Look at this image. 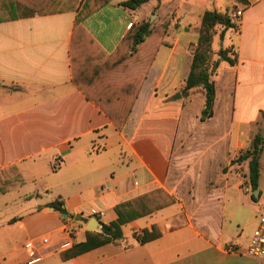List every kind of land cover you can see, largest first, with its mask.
Instances as JSON below:
<instances>
[{"label":"crops","instance_id":"crops-1","mask_svg":"<svg viewBox=\"0 0 264 264\" xmlns=\"http://www.w3.org/2000/svg\"><path fill=\"white\" fill-rule=\"evenodd\" d=\"M122 1L109 0L81 21L105 53L115 51L133 15L167 18L169 25L117 130L72 80L76 8L38 13L21 0H0V264H248L264 182L259 176L255 201L245 176L233 181L229 196V173L218 176L216 169L229 165L256 131L264 133V0H148L135 10ZM206 9H242L238 29L212 39L213 52L229 47L237 62L221 66L214 79L213 114L201 120L212 139L187 166L199 182L188 173L195 192L180 191L169 173L184 137L192 136L187 105L194 94L174 96L189 73ZM198 99L203 104L202 93ZM209 170L217 176L207 178ZM158 188L173 203L123 224L115 241L61 258L86 231H97L88 228L92 208L108 224L118 203ZM55 201L66 213L51 206ZM152 226L158 237L135 239ZM41 236L48 242L38 243L39 257L30 261L24 242Z\"/></svg>","mask_w":264,"mask_h":264},{"label":"trees","instance_id":"trees-1","mask_svg":"<svg viewBox=\"0 0 264 264\" xmlns=\"http://www.w3.org/2000/svg\"><path fill=\"white\" fill-rule=\"evenodd\" d=\"M109 0H83L76 8L77 14L73 23L69 46L72 80L110 119L117 130L121 129L131 111L142 82L150 67L158 46L169 25L167 18L159 22L140 19L132 22L129 30L123 35L115 51L105 53L97 42L83 27L82 19ZM148 0H124L121 5L137 9ZM55 0H21L20 4L31 6L38 13L57 12L51 6ZM228 29L236 31L238 23L231 20L229 11L206 9L201 14L196 43L192 48V59L189 73L180 86V94L186 97L196 90L203 94V106L200 120H206L213 114L215 98L214 79L223 65L233 66L237 62V54L229 47H219L216 57L212 58V39L218 34L222 39ZM133 65V68L131 66ZM137 65V66H136ZM130 66V67H128ZM137 67L136 69L134 67ZM140 66V68H139ZM264 146V135L256 131L248 145L242 148L231 163L246 164V182L252 191L257 190L259 183L260 157ZM252 199H256L251 194ZM173 198L162 188L127 199L118 203L114 209L117 217L108 224H102L100 231H86L82 241L61 253L62 259L73 257L79 253L115 241L122 236V225L147 215L153 211L173 203ZM51 206L61 212L59 202ZM160 235L155 226L149 231L144 229L142 235L134 234L137 241L144 243Z\"/></svg>","mask_w":264,"mask_h":264},{"label":"rangeland","instance_id":"rangeland-1","mask_svg":"<svg viewBox=\"0 0 264 264\" xmlns=\"http://www.w3.org/2000/svg\"><path fill=\"white\" fill-rule=\"evenodd\" d=\"M83 1V0H82ZM79 0H55V3L51 6L53 11L57 10H62L66 9L70 6H76ZM142 14V11H140ZM144 19H148L147 17ZM156 18L153 17L151 19L152 22H155ZM211 57L215 58L216 57V52L211 53ZM137 66V65H136ZM134 67L135 69L137 67ZM130 67V66H128ZM133 68V65L131 66ZM140 68V66H139ZM202 93L200 90H196L192 92L193 97L191 103H188L187 107L188 110L190 111L189 113V119H188V126H187V133H192V136H186L183 139V144L185 145V149H183L181 152V157L180 160H176L174 164L172 165L173 167L170 170L169 177L171 181L174 183V187L179 189L180 191H185V190H191L195 192V186L187 185L186 180L188 178V173H190V176L192 178H195L196 182L198 183V178L195 175L194 171H190L188 169V164L189 162L193 159V154L197 151H202L204 142L206 140H210L212 138L210 137H205L204 134L210 130V127L207 126L204 122H202L199 118L200 116V107L202 108L203 104L199 103V94ZM200 106V107H199ZM263 133V131H262ZM206 135V134H205ZM264 135V133H263ZM188 152V153H187ZM190 152V153H189ZM244 169H245V164L244 163H229L224 165H221V168L216 169V173L218 176L225 174L228 172V177H229V196L234 195V190H232V183L236 179L243 180V175H244ZM215 170H209V175L207 178L215 177L217 174L213 175ZM259 173H260V179L261 181L264 182V146H263V151L260 157V168H259ZM1 176H0V182H1ZM196 183V184H197ZM190 186L192 188H190ZM255 201V199H254Z\"/></svg>","mask_w":264,"mask_h":264},{"label":"built area","instance_id":"built-area-1","mask_svg":"<svg viewBox=\"0 0 264 264\" xmlns=\"http://www.w3.org/2000/svg\"><path fill=\"white\" fill-rule=\"evenodd\" d=\"M242 15V9H234L229 13L231 20L235 23H238L240 17ZM133 21L137 19L136 15H133ZM130 21L127 24V27L130 28L132 22ZM262 80L264 81V67L261 70ZM59 160H54L55 167L58 166ZM90 215L100 220V217L103 216V212L92 208L90 210ZM48 242L47 237L41 236L39 239H28L24 242V249L30 259V261L38 259L37 250L38 243L46 244ZM247 254L250 255L253 260L248 264H264V212L259 215L258 223L253 231L251 240L246 250Z\"/></svg>","mask_w":264,"mask_h":264},{"label":"water","instance_id":"water-1","mask_svg":"<svg viewBox=\"0 0 264 264\" xmlns=\"http://www.w3.org/2000/svg\"><path fill=\"white\" fill-rule=\"evenodd\" d=\"M174 98H180V93L177 92L174 96ZM253 195L257 196V190L253 191ZM79 218V216H77ZM102 224L96 219L93 218L92 222L90 223V225L88 226L89 230H100Z\"/></svg>","mask_w":264,"mask_h":264}]
</instances>
